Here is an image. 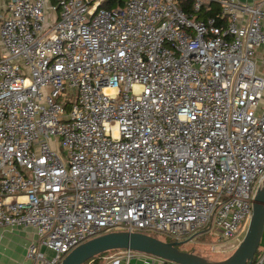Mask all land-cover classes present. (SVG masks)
<instances>
[{"label": "built area", "instance_id": "built-area-1", "mask_svg": "<svg viewBox=\"0 0 264 264\" xmlns=\"http://www.w3.org/2000/svg\"><path fill=\"white\" fill-rule=\"evenodd\" d=\"M106 1L0 0V228L35 263L114 230L226 242L264 183V0Z\"/></svg>", "mask_w": 264, "mask_h": 264}, {"label": "water", "instance_id": "water-1", "mask_svg": "<svg viewBox=\"0 0 264 264\" xmlns=\"http://www.w3.org/2000/svg\"><path fill=\"white\" fill-rule=\"evenodd\" d=\"M264 228V183L252 205V216L242 240L226 259L212 260L194 251L179 248L180 243L165 241L139 231L114 230L97 235L74 247L59 264H83L111 250H131L166 259L177 264H251Z\"/></svg>", "mask_w": 264, "mask_h": 264}, {"label": "crops", "instance_id": "crops-1", "mask_svg": "<svg viewBox=\"0 0 264 264\" xmlns=\"http://www.w3.org/2000/svg\"><path fill=\"white\" fill-rule=\"evenodd\" d=\"M246 1H257V0H246ZM262 25L264 28V17L262 20ZM255 59H256L257 70L264 75V42L256 48ZM260 107L264 108V91L260 100ZM205 233H206L205 230H201L194 233L192 240L198 241L203 239ZM36 240H37V235L32 227H21L14 230L7 228H0V264H42L39 262L35 263L26 257L27 246L30 243L35 242ZM185 244L186 243L184 244L180 243V246ZM219 247L220 245L219 246L217 245V248ZM181 248L186 251H195V249L188 250L183 247ZM46 253L47 255H51V251L47 250ZM216 254L217 253L214 252L211 254H207L204 257L206 256H207L206 258L214 257ZM124 256H125V250H111L102 253L100 256H98L97 261L91 260L90 264H113V262L118 258L120 259L119 264H143V257H141L140 255L128 261L125 260Z\"/></svg>", "mask_w": 264, "mask_h": 264}, {"label": "rangeland", "instance_id": "rangeland-1", "mask_svg": "<svg viewBox=\"0 0 264 264\" xmlns=\"http://www.w3.org/2000/svg\"><path fill=\"white\" fill-rule=\"evenodd\" d=\"M196 15V14H195ZM240 232L238 233L237 236L229 239L226 242H223L218 239V236H216V232L212 228L211 231H208L205 233V236L203 239L198 240V241H191L186 243L185 245H181L180 247H183L185 249H195L194 252L201 254L203 256L211 253H217L214 257H209L212 258V260H223L228 258L237 248L239 242L242 240L244 234H245V228H247L248 224L245 221L241 225ZM157 236L162 237V235L158 234ZM202 236V237H203ZM223 244H220L222 243ZM220 244V247L217 248V245ZM214 245L215 250H210V246ZM221 249L223 252H218V250ZM264 252V228H263V233L260 239V243L257 248V254H262ZM206 253V254H205ZM205 254V255H204ZM207 257V256H206Z\"/></svg>", "mask_w": 264, "mask_h": 264}, {"label": "trees", "instance_id": "trees-1", "mask_svg": "<svg viewBox=\"0 0 264 264\" xmlns=\"http://www.w3.org/2000/svg\"><path fill=\"white\" fill-rule=\"evenodd\" d=\"M123 2V0H108L105 3H103V5L108 6V7H113V6H117L120 5ZM182 7H184V9L186 11H190V8L188 7V4L184 3L183 1L180 2ZM209 6V7H208ZM219 12V6L215 1H211L208 2L207 4H205L197 13V17H205L206 15H217ZM163 239L165 241H168L167 239L164 238H160ZM179 248H181L180 246H178ZM182 249V248H181ZM101 254L92 257L91 259L87 260L86 262H84L83 264H88V262H90L91 260L93 261H97L98 260V256H100Z\"/></svg>", "mask_w": 264, "mask_h": 264}]
</instances>
